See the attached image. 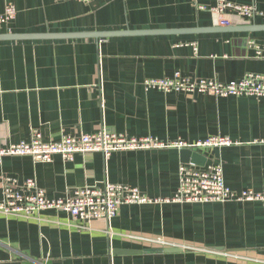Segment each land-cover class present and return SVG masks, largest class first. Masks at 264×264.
Wrapping results in <instances>:
<instances>
[{"label": "crops", "instance_id": "0c3cea01", "mask_svg": "<svg viewBox=\"0 0 264 264\" xmlns=\"http://www.w3.org/2000/svg\"><path fill=\"white\" fill-rule=\"evenodd\" d=\"M264 12V0H226ZM217 0H0L16 17L0 30V142H45L101 130L129 138L189 144L226 137L228 147L161 148L53 157H6L3 178L32 179L49 199L106 183L134 187L151 199L178 188L180 165H221L225 186L261 192L264 175V98L164 93L146 79L174 74L191 81L236 82L264 75L249 41L264 46V16L241 21ZM255 30H249L253 28ZM106 37L63 38L67 35ZM61 38H48V37ZM76 227L62 211L26 218L0 213V264H264V202L123 205L111 221ZM142 238H161L157 248ZM159 249L162 252H150ZM213 252L232 253L230 260Z\"/></svg>", "mask_w": 264, "mask_h": 264}, {"label": "built area", "instance_id": "2783aa9c", "mask_svg": "<svg viewBox=\"0 0 264 264\" xmlns=\"http://www.w3.org/2000/svg\"><path fill=\"white\" fill-rule=\"evenodd\" d=\"M80 3H90L92 0H73ZM232 13L241 21H250L256 15L264 16L247 6L235 5L226 0H217L210 13L218 25L228 23L226 13ZM16 17L13 5L5 6L0 14V30ZM248 46L254 50L255 58L264 59V46L253 41ZM147 90H157L164 93H206L217 97L252 96L264 98V75L246 74L236 82L221 83L214 80L191 81L190 79L174 74L170 78L146 79L143 83ZM264 143V138L258 140ZM234 141L226 137H209L196 143L183 141L163 143L159 140L146 138H129L124 135L101 130L91 135L70 136L62 135L56 142L43 141L38 131H33L29 142L2 143L0 142V164L6 157H30L37 163H49L53 157H60L63 161H72L76 154L100 153L108 158L116 152L140 151L161 148H178L190 150H204L209 148L228 147ZM2 201L0 213L5 215L36 217L46 210L62 211L67 213L76 227H83L81 223L92 221H111L117 216L123 205L148 203H226V202H264V175L261 192L251 190L234 191L225 186L221 165H208L205 168H196L189 165H180L178 170V188L175 195L167 199H151L142 195L138 189L126 185L106 183L102 187L88 186L74 189L64 197L49 199L44 191L38 189L32 179L18 183L10 177L3 178ZM131 239L144 241L157 248H173L161 238H142L128 236ZM213 255L230 260H245L244 257L232 253L213 252Z\"/></svg>", "mask_w": 264, "mask_h": 264}, {"label": "water", "instance_id": "95a60500", "mask_svg": "<svg viewBox=\"0 0 264 264\" xmlns=\"http://www.w3.org/2000/svg\"><path fill=\"white\" fill-rule=\"evenodd\" d=\"M255 27H253V28H249V30L251 29H253V30H255L254 29ZM106 36H108V35H106V34H96V35H67V36H61V37H63V38H86V37H106ZM61 37H52V36H50V37H48V38H61ZM20 38H23V39H30V38H44V37H6V36H0V39H20ZM150 252H153V253H160V252H162L161 250H159V249H153V250H151Z\"/></svg>", "mask_w": 264, "mask_h": 264}]
</instances>
